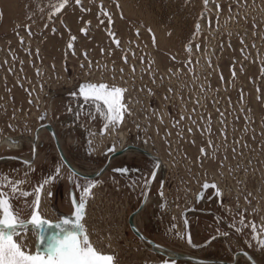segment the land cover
I'll return each instance as SVG.
<instances>
[{
    "label": "rangeland",
    "instance_id": "374dc122",
    "mask_svg": "<svg viewBox=\"0 0 264 264\" xmlns=\"http://www.w3.org/2000/svg\"><path fill=\"white\" fill-rule=\"evenodd\" d=\"M263 6L264 0H208L206 5L204 0H0V107L8 99L15 108L3 115L16 122H33L39 108L35 103H40L48 86L89 75L152 76L155 66L159 71L181 64L191 54L189 46L196 44L206 56L207 88L217 90L215 103L224 99L240 109L251 107L239 113V153L263 157ZM121 159L134 161L146 171L151 165L136 151L125 152ZM30 188L27 192L32 193ZM128 195L133 193L128 191ZM24 202L30 210L31 204ZM111 204L104 209L103 219L88 220L90 240L97 248L113 250V263L143 264L152 253L138 244L122 220L124 204L115 199ZM59 205L63 211L64 204ZM27 214L26 210L23 217ZM144 216L152 222L140 223L158 241L176 250L186 248L175 228L167 231L169 222L162 220L161 225L152 213ZM208 220L199 218L194 240L212 233ZM243 222L244 232L226 238L232 246L252 242L257 223ZM27 235L26 244L33 240L31 232Z\"/></svg>",
    "mask_w": 264,
    "mask_h": 264
},
{
    "label": "flooded vegetation",
    "instance_id": "af4514ba",
    "mask_svg": "<svg viewBox=\"0 0 264 264\" xmlns=\"http://www.w3.org/2000/svg\"><path fill=\"white\" fill-rule=\"evenodd\" d=\"M91 78L88 77L85 80L76 78L74 81L61 83L58 87L48 89L41 97L40 103H37L39 108L33 122L29 120L16 122L8 115L0 117V177L6 178V180H0L4 183L2 191L11 194V189L15 185L19 191L27 192L29 187L34 190L43 184V190L40 193V214L45 220L52 222L44 225V236L48 238L60 231L56 227V222L72 216L75 211L74 200L79 203L83 199L82 223L84 220H89L87 212L89 201L95 192H113L124 198L126 205L122 220L127 224L128 215L141 203L147 182L152 171L156 168L146 201L133 217L135 225L142 234L158 244L176 250L158 241L145 230L144 223H140L141 220L152 222L151 218L144 216L146 212L147 214L152 213L153 219L158 220L161 225H163L162 220L169 222V227L166 226L167 231H172V228H175L178 238L183 240L186 248L176 251L201 258L233 262L232 264H252L244 254L240 253V251H245L256 264H264V216L259 215L253 208L240 210L236 202L225 199L216 179L218 166L215 161L210 162L212 158L210 152L208 153L206 150V140L202 137L188 135L184 139H177L176 143H171L162 136V129H159L156 124H153L149 130L138 124L128 125L126 91L122 94V103L126 106L122 121L116 125H110L105 131L104 107L101 104L86 101L82 96L81 87L87 84L80 83L97 85L104 82L110 87L126 89L128 80L126 75L119 83L99 80L93 75ZM92 92L91 89L85 88L84 90V93L89 96L92 95ZM2 108L5 109L3 106ZM12 111L10 112L12 113ZM42 112L45 113V119L39 121ZM45 122L52 125L65 158L76 171L84 175H91L106 165L104 169L98 175L91 177L71 171L61 159L51 134L44 126L37 130L35 139L36 128ZM42 131L45 132L43 138L40 137ZM10 138L15 139L17 143L11 141ZM132 146L142 148L151 155ZM127 151L140 153L151 164L150 168L146 171L137 167L134 161L121 159V156ZM175 153L177 156L178 154L183 156L185 167L191 173L189 174L192 175L191 178L195 184L192 185V196L183 203L182 207L181 200L164 197L160 186L164 176V161L166 159L171 161L172 155L175 156ZM32 156L31 162L22 160L28 161ZM43 159L46 160L45 163L39 166V162ZM46 180L48 183L45 184ZM18 181L22 183L17 184ZM205 183H209L207 187H204ZM90 185L92 187L86 194L84 190ZM128 191L133 195L129 196ZM201 191L202 194L198 200L197 196ZM27 199L33 201L34 195L21 196L11 201L20 217L26 220L31 215V211L25 207L24 201L27 203ZM28 204L31 202L29 201ZM59 204H64L63 211H60ZM190 208L192 212H187L185 215L190 239L195 244L207 242L199 248L190 247L186 240L182 212ZM26 210L28 214L23 217ZM201 216L210 218L209 224L206 225L212 229V233L196 241L193 236L196 235V223ZM243 220H254L257 223V231L252 234L253 243L240 247H235V244L232 246L226 238L230 237L231 239L232 236L245 231L247 226ZM203 222L205 223V221ZM66 227H71V225ZM127 227L131 232L128 224ZM38 231L39 228L36 225H28V232H31L33 240L29 242L28 235L30 234L26 235L29 237L27 245L33 252L37 250L38 246L41 251L45 248V245H39L34 234ZM21 238L14 237L18 241ZM136 239L139 245L146 247L152 253V257L147 261L143 260V264H168L183 261L158 255L150 249L148 244L137 237ZM95 248L105 255L113 256V250L106 251L100 247ZM204 249L214 250V252L206 254ZM112 264L116 263L112 262Z\"/></svg>",
    "mask_w": 264,
    "mask_h": 264
},
{
    "label": "built area",
    "instance_id": "2783aa9c",
    "mask_svg": "<svg viewBox=\"0 0 264 264\" xmlns=\"http://www.w3.org/2000/svg\"><path fill=\"white\" fill-rule=\"evenodd\" d=\"M190 49V56L175 67L156 71L155 66L153 71L151 69L152 76L140 74L134 75L133 79L126 76L128 125L138 124L149 130L156 124L162 129V136L171 143L188 135L204 138L207 152H210L212 159L216 158V179L225 199L236 202L241 210L253 208L264 216V156L239 153V113L245 108L251 110V107L241 106L240 109L236 104H226L224 99L221 104L215 103L214 92L217 90L207 88L209 76L206 56L198 52L196 44ZM91 76L81 79H92ZM96 77L116 83L124 79L123 74L121 78L109 75ZM55 87L48 86L41 97L48 89ZM8 109L15 108L7 99L1 103L0 117H6L2 111L8 112ZM189 173L183 156H177V153L172 155L171 161H164V176L160 185L162 194L169 199L180 198L181 207L192 196V187L195 185ZM112 199L126 205L124 198L117 193L95 192L89 201L88 218L103 219L104 209L111 207ZM83 224L88 232V220H84Z\"/></svg>",
    "mask_w": 264,
    "mask_h": 264
},
{
    "label": "snow or ice",
    "instance_id": "6c2138e0",
    "mask_svg": "<svg viewBox=\"0 0 264 264\" xmlns=\"http://www.w3.org/2000/svg\"><path fill=\"white\" fill-rule=\"evenodd\" d=\"M63 2L66 3V0ZM204 2L206 5L208 0H204ZM85 88L93 90L91 96L85 95V100L101 104L105 109V131L110 125H116L122 121L123 112L126 110V106L122 103V94L126 91L125 89L110 87L105 84H87L81 87L82 94ZM0 180H6V178L0 177ZM44 183L46 184L48 181L46 180ZM3 187L4 183L0 182V264H112L114 257L105 255L95 248L82 223L84 216L83 199L79 203L73 201L75 211L72 216L56 222V227L60 231L46 238L44 225L52 222L45 220L40 214V193L43 190V184L34 189L33 193L19 191L14 185L11 194H9L2 191ZM91 187L90 185L84 190L86 194ZM29 195H34V199L29 206L30 218L26 220L20 217L18 210L11 201ZM29 224L39 228V231L34 234L39 245H45L43 251L38 246L37 250L33 252L25 243ZM68 225L71 227H66ZM14 237L22 238L18 241Z\"/></svg>",
    "mask_w": 264,
    "mask_h": 264
},
{
    "label": "water",
    "instance_id": "95a60500",
    "mask_svg": "<svg viewBox=\"0 0 264 264\" xmlns=\"http://www.w3.org/2000/svg\"><path fill=\"white\" fill-rule=\"evenodd\" d=\"M80 84H89V83H85V82H82ZM100 84H105L104 82H101L97 85H100ZM96 85V84H94ZM106 85V84H105ZM85 95H87L86 93H83L82 96L85 97ZM45 119V113L42 112L41 113V116L39 117V121H43ZM44 126L48 131L49 133L51 134L52 138H53V141L56 145V148L58 150V153L61 157V159L63 160V162L66 164V166L73 172H75L76 174H79V175H82V176H88V177H91V176H96L98 175L103 169L104 167L106 166H103L101 167L98 171H96L95 173L91 174V175H84L82 173H79L78 171H76L72 166L71 164L67 161V159L65 158L62 150H61V147L59 145V142H58V138L56 136V133L52 127V125L49 123V122H45L43 123L42 125H39L37 128H36V131H35V139H36V136H37V130ZM11 139V138H10ZM11 141H14L15 143H17V141L15 139H11ZM133 148L137 149V150H140L141 152L147 154V155H151L148 151L142 149V148H139V147H136V146H132ZM34 156V154H33ZM33 156L30 158V160L26 161L24 159H22L24 162H31L32 159H33ZM155 171H156V168H154V170L152 171L151 175H150V178L147 182V186H146V189H145V192H144V195H143V198H142V201L141 203L139 204V206L134 210L132 211L129 215H128V219H127V224L131 230V232L137 237L139 238L140 240H142L145 244H148V246L150 247V249L152 251H154L155 253H157L158 255H162L166 258H169V259H172V260H183V261H188V262H192V263H196V264H232L233 262H226V261H222V260H218V259H209V258H201V257H198V256H194V255H191V254H187V253H184V252H179V251H176V250H172L170 248H167L161 244H158L154 241H152L151 239L147 238L144 234H142L140 232V230L137 228V226L135 225L134 223V220H133V217L134 215L142 208V206L144 205L145 201H146V198H147V194H148V190H149V186L151 184V181L154 177V174H155ZM209 183H205L204 184V187L205 185H208ZM201 194H202V191L198 194L197 196V199L200 200V197H201ZM187 212H192L191 211V208L190 209H186L182 212V217L184 218V221H185V232H186V240H187V243L189 244L190 247L192 248H199L203 245H205L207 242H204V243H200V244H195L191 241L190 239V233H189V226H188V222L185 218V215ZM38 228V227H37ZM240 253L244 254L251 262L252 264H256L252 258L250 257V255L245 252V251H240Z\"/></svg>",
    "mask_w": 264,
    "mask_h": 264
}]
</instances>
